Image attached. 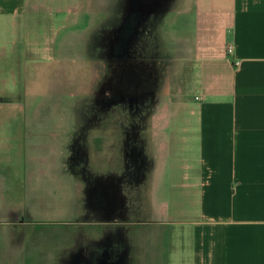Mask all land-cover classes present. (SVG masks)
<instances>
[{
	"label": "rangeland",
	"instance_id": "obj_1",
	"mask_svg": "<svg viewBox=\"0 0 264 264\" xmlns=\"http://www.w3.org/2000/svg\"><path fill=\"white\" fill-rule=\"evenodd\" d=\"M41 1L27 19V43L18 36L7 44L0 31V264H58L75 247L119 240V193L130 205L133 178L139 184L149 166L164 165L136 145L184 116L180 57L141 54L161 18L153 20V7L137 13V0H53V9L65 6L57 13ZM156 34L162 55L168 40ZM179 144L167 160L176 186L157 183V199L182 198ZM159 176L166 180L163 170Z\"/></svg>",
	"mask_w": 264,
	"mask_h": 264
},
{
	"label": "crops",
	"instance_id": "obj_2",
	"mask_svg": "<svg viewBox=\"0 0 264 264\" xmlns=\"http://www.w3.org/2000/svg\"><path fill=\"white\" fill-rule=\"evenodd\" d=\"M52 1L42 0L43 10H65L61 2L53 9ZM142 1L139 6L137 0V13L153 7V20L161 18L145 34L147 48L141 52L140 41L135 52L180 57L184 116L165 120L162 135L136 145L153 157L157 153L164 165L149 166L139 184L133 178L130 205L119 193L114 217L119 240L110 247L104 238L75 247L58 264H108V259L112 264L118 259L119 264H264V0ZM36 2L0 0V31L7 44L18 36L27 43V19L39 13ZM161 30L168 53L159 55L156 32ZM176 123L178 136L171 130ZM177 141L186 155L178 181L182 198L157 199V183L169 191L176 186L167 160Z\"/></svg>",
	"mask_w": 264,
	"mask_h": 264
},
{
	"label": "flooded vegetation",
	"instance_id": "obj_3",
	"mask_svg": "<svg viewBox=\"0 0 264 264\" xmlns=\"http://www.w3.org/2000/svg\"><path fill=\"white\" fill-rule=\"evenodd\" d=\"M126 39V40H125ZM128 40V36L125 34L124 36H123V38L122 39H120V42H119V45L120 44H122V47L124 46V44H125V42ZM122 41V42H121ZM121 46V45H120ZM149 86V85H148ZM148 88H150V86L148 87ZM149 91V90H148ZM151 91H149L148 93H150ZM117 264H119V259H118V263Z\"/></svg>",
	"mask_w": 264,
	"mask_h": 264
},
{
	"label": "water",
	"instance_id": "obj_4",
	"mask_svg": "<svg viewBox=\"0 0 264 264\" xmlns=\"http://www.w3.org/2000/svg\"><path fill=\"white\" fill-rule=\"evenodd\" d=\"M108 260H109V261H108V262H109L108 264H112V261H111V259H108Z\"/></svg>",
	"mask_w": 264,
	"mask_h": 264
},
{
	"label": "built area",
	"instance_id": "obj_5",
	"mask_svg": "<svg viewBox=\"0 0 264 264\" xmlns=\"http://www.w3.org/2000/svg\"><path fill=\"white\" fill-rule=\"evenodd\" d=\"M232 51H233L232 49H229V50H228L229 53H232Z\"/></svg>",
	"mask_w": 264,
	"mask_h": 264
}]
</instances>
